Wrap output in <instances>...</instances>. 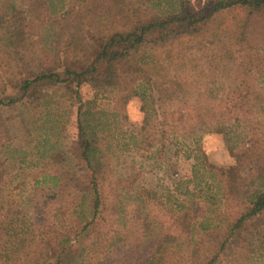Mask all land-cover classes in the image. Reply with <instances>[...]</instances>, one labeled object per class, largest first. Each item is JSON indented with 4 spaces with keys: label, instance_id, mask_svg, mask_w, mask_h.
<instances>
[{
    "label": "rangeland",
    "instance_id": "rangeland-1",
    "mask_svg": "<svg viewBox=\"0 0 264 264\" xmlns=\"http://www.w3.org/2000/svg\"><path fill=\"white\" fill-rule=\"evenodd\" d=\"M179 5L180 0H0V205L14 202L32 215V200L65 185L59 203L71 214L61 222L54 213L45 214L42 232L76 233L91 220V200L77 193L82 175L69 149L76 138L74 95L55 79L35 80L62 74L64 65L83 71L102 38L178 12ZM248 31L236 62L227 56L229 39L222 36L203 47L192 42L184 71L169 64L159 68L155 81L161 84L169 75L170 83L162 102L151 103L148 110L138 97L122 103L133 78L122 76L116 89L91 79L82 84L79 93L107 177L103 221L92 230L97 227L105 236L100 251L91 254L81 251L96 239L94 231L87 241L74 242L63 264H130L142 250L135 246L162 235L172 207L189 212L192 238L172 264L208 262L225 239L227 225L264 190V17L254 18ZM26 81L33 83L24 95ZM240 92L246 103H227L229 116L224 117V102ZM218 127L227 135L213 133ZM259 224L264 227V215ZM241 239L230 249H255H235L233 259L264 264V243L254 239L251 245L249 234ZM108 240L115 241L111 248ZM38 249L50 254L53 248ZM37 262L0 258V264ZM216 264L232 263L224 256Z\"/></svg>",
    "mask_w": 264,
    "mask_h": 264
},
{
    "label": "trees",
    "instance_id": "trees-1",
    "mask_svg": "<svg viewBox=\"0 0 264 264\" xmlns=\"http://www.w3.org/2000/svg\"><path fill=\"white\" fill-rule=\"evenodd\" d=\"M257 16L264 17V0H180L178 12L156 16L130 32H116L102 38L94 61L83 71H78L75 66L64 65L62 74L52 72L38 77L35 81L55 79L56 83L64 84L65 88L74 95L72 100L75 111L72 113V126L76 138L69 149L82 175V180L76 186L77 193L81 194L83 199L91 200L92 218L76 233H72L71 229L56 236L45 235L42 232L41 227L46 222L45 214L50 216L54 213L57 222H61L71 214L69 209L59 203L65 185L49 188L48 193L42 195V198L32 200L34 208L32 215L20 209L21 207L14 202L2 204L0 205V258L17 262L37 260V264H63L64 255L74 247L73 243H77L81 238L87 241L91 231H94L96 239L85 245L81 252L87 249V254H91L100 251L99 248L103 245L105 236L103 230L98 233L97 227L94 230L92 227L103 221L101 214L104 202L106 203L107 200L103 195L102 186L107 177L101 168V152L96 146V135L92 130L94 128H91L92 125L86 118L90 112L85 110L86 103L79 93L83 83L91 79L95 84L116 89L120 85L119 79L122 76L133 78L130 87L126 88V94L122 97V103L128 104L132 98L138 97L144 104L143 108L148 110L151 103L154 105L162 102L160 95L170 83L169 75L161 78L163 80L161 84L155 81L156 76L159 77V68L169 64L168 67L184 71L189 62L186 53L193 46L192 42L204 46L202 43L214 44L222 36L229 39V44L224 46L227 56L230 55V60L236 62L235 54L242 53L241 45L248 41L249 23ZM223 33L226 34L222 35ZM205 38L208 41H203ZM235 47L239 49L236 50ZM241 66L243 64H239V68ZM32 83L24 82L22 85L24 95ZM23 98L12 99L10 103H19ZM241 100L246 103L242 92L236 98L232 97L231 101L226 100L224 107L226 108L229 102L236 103L234 106L237 107ZM224 107L222 114L227 117L230 108L227 107L223 111ZM213 133L227 135V131L219 127L214 128ZM113 203L116 208V202ZM48 206L53 208L48 209ZM168 211L171 212V218L162 225V235H152L149 242L135 246L142 250L138 256L132 258L130 264H172V260L180 257L179 250L184 244L186 245V241L190 244L192 238L191 236L190 239L188 238L190 232L186 225L189 221V212H182L176 207ZM263 215L264 190L257 191L248 205L240 210L239 217L227 225L225 239L218 244L206 264H216L224 256H229L232 264H251L249 257H245L242 263H237L232 255L235 249L252 253L255 248L230 249V247L241 242L244 234L250 235L251 245L254 239L264 243V227L259 229V219ZM255 227H258L256 231L253 229ZM109 241L108 248H111L115 241L111 244ZM38 248L53 249L50 254H42ZM121 249L117 248V251Z\"/></svg>",
    "mask_w": 264,
    "mask_h": 264
}]
</instances>
